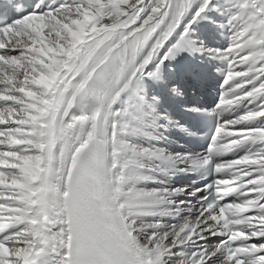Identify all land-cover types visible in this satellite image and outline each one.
I'll return each instance as SVG.
<instances>
[{"label":"snow or ice","instance_id":"snow-or-ice-1","mask_svg":"<svg viewBox=\"0 0 264 264\" xmlns=\"http://www.w3.org/2000/svg\"><path fill=\"white\" fill-rule=\"evenodd\" d=\"M203 56L216 102L181 107L214 126L173 152L156 130L197 133L161 108ZM0 264H264V0H0Z\"/></svg>","mask_w":264,"mask_h":264},{"label":"bare ground","instance_id":"bare-ground-1","mask_svg":"<svg viewBox=\"0 0 264 264\" xmlns=\"http://www.w3.org/2000/svg\"><path fill=\"white\" fill-rule=\"evenodd\" d=\"M222 22H223V17L220 14H218L216 11H209L204 19L200 20L197 24L193 25V34L195 38L203 41L206 47L209 48L224 47L227 43V40H226L225 32L219 27V24H221ZM189 61L191 63V67L193 66L192 65L193 63L191 61H194L196 63H202L204 67H210L212 74L209 77V81L211 84H214L215 86L210 90L211 92H213L215 89L218 88L222 80L221 75L219 74V72H217V69L222 67V65L218 60L212 59L207 56H203V57L189 58ZM188 80L183 81L184 85L188 84ZM164 108H166V103L161 108V111H163ZM160 123H163V121H161ZM149 131H151V129H149ZM158 131L159 129L155 131V135L158 137H162L161 140H165L164 136ZM165 146L168 147L173 152H184L183 147L173 139H170ZM172 183L174 185H177L176 183L173 182V180ZM151 186L152 185H149V187ZM190 203L192 206L191 201ZM193 207H196V205H194Z\"/></svg>","mask_w":264,"mask_h":264}]
</instances>
